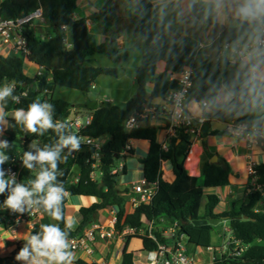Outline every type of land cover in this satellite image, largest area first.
<instances>
[{"label": "trees", "instance_id": "16d2710c", "mask_svg": "<svg viewBox=\"0 0 264 264\" xmlns=\"http://www.w3.org/2000/svg\"><path fill=\"white\" fill-rule=\"evenodd\" d=\"M81 0H1L0 21L17 20L32 13L41 7L45 20L52 29V36L46 40L41 39L34 29L27 28L24 35L28 43V54L18 53L5 57L0 54V85L5 82L15 81V95L20 96V102L15 103L10 99L5 111L10 113L17 108H25L39 98L41 102L47 101L54 105V119L66 120L73 116L72 105L65 99L56 98V90L59 87L70 88L88 95L95 81L100 76L117 77L119 69L116 67H98L91 64L94 55L104 56L112 63H126L129 61V52L122 51L111 34L103 42L97 41L88 29L87 20L100 24L105 33H111L113 26L118 22L119 16L116 8V0H106L102 8L92 13L88 19H75L74 14L79 8ZM135 0L126 8V14L131 20L132 31L139 35L143 41L141 63L136 71L137 92L135 97L126 103L125 108L111 104L110 108L103 107L97 111H89L92 122L85 126L80 135L101 139L108 137L109 140L101 147L99 152V166L93 169L95 159L94 150L89 145L81 144L80 150L67 155V159L59 163L58 180L62 181L68 196H90L100 202L91 207H83L82 225L75 231L70 232V237L81 235L85 227L91 224L93 218L101 210L113 211L117 216L116 229L122 231L125 227L140 229L144 220H161L168 222L179 221L183 232L188 236L190 244L195 249L209 248L214 242L216 227L210 224L194 225V221L207 219L208 221H229L232 235L248 249L242 257L231 261L229 257H222L215 264H264V209L256 211L257 204L261 200V193L257 186L264 187V162L254 165L256 175H253L254 184L247 187V195L244 200L237 203L233 208L222 213H216L220 198L216 195H208L205 209L200 208L201 192L198 179L188 176L186 159L191 150L192 142L188 132L178 130L169 139L167 148L157 140V129L137 126L127 132L124 124L132 116L138 120L147 119L152 113L146 110L158 109L160 105H152L145 97L149 95L148 84L153 82L154 87L151 96L166 98L176 86L171 81L170 75L180 73L185 67H191L192 86L188 99L198 101L207 89L208 80H217L223 75L218 61L213 62L211 57L204 54L199 45L191 40H185L184 46L173 44V40L167 35L160 40L153 37L160 31L155 21L147 17L141 19L138 15L129 14ZM67 27L71 37L72 48L68 49L64 43L62 28ZM224 39L219 37V43ZM29 61L44 71L35 77L26 74L25 62ZM164 62L166 69L158 74L159 62ZM26 94V95H22ZM81 109V108H80ZM85 110V109H82ZM145 116V117H143ZM246 119V118H242ZM215 119L210 118L211 122ZM228 122L240 125L239 120L228 118ZM218 133V131H213ZM22 140L21 145L16 140ZM58 138L49 130L44 136L26 133L20 126L15 125L11 119V129L8 131L9 147L5 150L10 156V161L3 167L7 169L14 165L20 170L19 180L26 183L28 179L35 178V171H29L22 166L21 157L23 152L30 150L33 142L39 146L54 143ZM141 139L150 143L148 155L138 158L144 166V178L148 185H156L157 193L149 203H143L136 207L132 213H128L126 205L130 200L129 191H120L117 188L115 173L122 154L126 151L131 140ZM260 147L264 150V139L260 140ZM67 154V151H65ZM127 156H134L132 150L126 152ZM171 164L175 173L173 183L163 180L162 162ZM78 170L77 181L73 180L74 170ZM96 172V178L92 173ZM203 186L210 189L222 188L229 185L231 168L225 161L211 163L208 159L203 166ZM256 184V185H255ZM7 193L0 195V204L6 199ZM67 196V197H68ZM64 202L66 216V205ZM257 207V208H256ZM42 212V211H41ZM10 211L0 213V226L8 227L7 214ZM42 214L47 216V214ZM51 219V218H50ZM50 223H59L63 229V222L52 220ZM40 231V225L36 224L31 234ZM129 238L127 245L131 242ZM142 250H151L157 243L147 237H140ZM123 252V264H135V252H130L128 247ZM75 264H88L85 260H74ZM0 264H6V259L0 257ZM96 264V263H94Z\"/></svg>", "mask_w": 264, "mask_h": 264}, {"label": "clouds", "instance_id": "9594fccd", "mask_svg": "<svg viewBox=\"0 0 264 264\" xmlns=\"http://www.w3.org/2000/svg\"><path fill=\"white\" fill-rule=\"evenodd\" d=\"M129 14L154 20L160 30L153 37L157 41L165 35L174 36L179 39L173 44L184 46V37L190 33L223 35L216 46L217 60L228 75L209 79L204 96L191 111L202 123L220 117L239 120L245 132L264 138V0H135ZM214 43L215 37L209 41ZM15 88V81L0 86V135L9 126L8 100L20 102ZM184 95L178 93L174 117L184 115ZM158 103L166 101L160 97ZM54 111V105L37 98L27 109L11 113L15 125L26 133L44 136L51 130L58 138L42 147L33 142L30 150L23 152V168L35 171V178L26 183L18 182L16 174L3 167L10 161L5 152L9 142L0 139V195L7 193L0 208L19 214L42 211L65 225L62 229L59 223L41 224L40 231L30 234L15 256L21 264H74L76 259L69 237L78 219L65 216L68 193L58 176L62 175L59 163L80 150L81 138L72 132L68 121L54 119Z\"/></svg>", "mask_w": 264, "mask_h": 264}, {"label": "crops", "instance_id": "0c3cea01", "mask_svg": "<svg viewBox=\"0 0 264 264\" xmlns=\"http://www.w3.org/2000/svg\"><path fill=\"white\" fill-rule=\"evenodd\" d=\"M106 0H81L79 10L80 12H75L74 18L79 19H88V17L99 10L104 6ZM117 8V6H116ZM118 11V9H117ZM119 20L113 26V31L111 33H105L103 31V27L100 24L94 23L93 21L87 20L88 29L94 35L97 41L103 42L109 35L113 34L116 37L117 45L122 51H128L129 60L134 54V52H139L142 54L144 41L143 39L132 31L131 20L128 18L127 14L119 13ZM47 31V38H43L40 35H45V33H37L38 29L37 25L34 28L35 33L43 40H46L52 36V29L49 26V23L45 20L42 22ZM66 35L68 36L69 41H71V37L69 35L68 30L66 31ZM171 40H177L179 37L169 36ZM215 37V43L209 44V41ZM219 36H216L214 32L209 31L207 35L197 33H190L188 36L184 37L185 40L194 41L197 45L201 47L203 53L210 56L213 62L218 61L217 56L218 53L216 51V46L219 45ZM0 54L8 57L11 54L9 50L4 47V45L0 44ZM140 54V56H141ZM95 61L91 57V64ZM29 64H33L27 61ZM109 62H111L109 60ZM112 63V62H111ZM129 61L126 63V65ZM141 63V60H140ZM140 65V64H139ZM138 65V67H139ZM39 67V66H38ZM102 67H110L103 66ZM136 67V71L137 68ZM39 67V71H40ZM166 69V65L164 62H159L157 66V73L160 74L164 72ZM26 70V68H25ZM120 75V71H119ZM227 72H223V76H227ZM177 77L178 73H173L170 75L171 78ZM136 77V76H135ZM134 77V81L136 84V80ZM6 83V82H5ZM2 86V85H0ZM154 87V83L151 82L148 84L149 95L151 94ZM137 92V85H136ZM135 97V96H134ZM133 98V97H132ZM131 98V99H132ZM129 99V101L131 100ZM82 101L80 104H82ZM103 102H109L106 99ZM100 102V103H103ZM128 101H126L127 103ZM110 103V102H109ZM196 100H190L188 104V108L190 113H192V109L195 108ZM157 109V112L152 115L150 118L139 120L137 126H142L143 128H155L157 129V140L159 143L163 144L165 148L169 143V139L174 136L173 132L170 130V123L168 120L169 113V105H161ZM80 108V106H79ZM77 109V108H76ZM11 113L7 117L9 121V126L4 129L2 135H0V139H4L8 141V131L11 129ZM92 114L87 111L75 112L73 113L72 118H81L84 117L86 120ZM214 121L226 122L229 124L227 129L224 130H216L213 128L212 123ZM211 122H206L199 132L195 135H189L190 140L192 142V147L190 152L188 153L186 159V169L188 172V176L197 178L198 185L201 192V200H200V208L203 212L205 209L207 196L208 195H216L220 198L219 204L216 208V213H222L233 208L237 203L241 202L245 199L247 195V187L249 184H254L253 175L250 172V168L254 165L262 164L264 162V150L259 145H253L250 147L248 142L244 138L236 137L233 133V126L230 122H228V118L220 117ZM213 131H218V133H213ZM109 140L108 137L103 138V141L107 142ZM22 140L18 138L16 143L21 145ZM130 150L134 153V156H126L120 159L118 162L119 166H123L121 170L115 172V180L117 183V188L120 191H129L130 195H133V186L136 183H141L145 181L144 178V166L140 163L138 158H145L148 155V150L150 149V143L145 140L135 139L129 142ZM216 158V161H215ZM210 159V161L214 160L213 163H221L225 161L229 164L231 168V175L229 178V185L210 189L203 186V166L204 163ZM212 163V162H211ZM162 178L167 183H173L175 180V173L170 163L162 162ZM68 201L66 205V217H76L78 219V224L75 226V230L80 228L82 225V215L80 210L83 207H91L100 201L97 198H93L90 196H68ZM1 205V204H0ZM258 206V204H257ZM257 208V207H256ZM126 209L128 213H132L134 211V207L131 203H127ZM10 210L0 208V213H4ZM115 214L110 210H101L98 214L93 218L91 224L100 223V224H108L111 219H114ZM52 222V219L45 217L40 214L36 218L31 221H19L14 213L10 211L7 214V225L8 227L0 226V245H4L0 248V257L6 259V264H21L19 261H16L15 256L23 247L27 237L31 234L32 229L36 224H48ZM225 224L224 231L222 233H217L216 239L214 235L213 244H218L221 242V236L225 233L226 229H229V221H221L220 224H217L215 227H218L221 224ZM88 224L87 226H90ZM86 226V227H87ZM85 227V228H86ZM74 230V231H75ZM85 230V229H84ZM129 238L131 242L127 245V241ZM140 237L136 236H127L124 238H119L115 241L108 242H100L95 245V253L88 255L85 251H77L74 252L77 260H85L88 264H123V252L128 247L130 252L140 253L142 251V241L139 239ZM94 248V247H93ZM137 256V255H136ZM137 261V259H136ZM75 264V263H74Z\"/></svg>", "mask_w": 264, "mask_h": 264}, {"label": "built area", "instance_id": "2783aa9c", "mask_svg": "<svg viewBox=\"0 0 264 264\" xmlns=\"http://www.w3.org/2000/svg\"><path fill=\"white\" fill-rule=\"evenodd\" d=\"M44 21L45 18L41 7L17 20H1L0 44L4 45V47L9 50L11 55L21 52L28 54V43L24 32L27 28L34 29L36 24ZM66 31L67 27H63L62 32L64 33L65 37L64 43L66 47L70 49L72 48V42L69 41ZM43 71L44 68L42 67L37 74L40 75ZM192 74V68L185 67L182 72L178 73L177 77L173 76V78L170 79L171 81L176 82L175 88L171 90L166 97L168 101L167 104L169 105V128L173 134H175L178 130H185L189 135H195L206 123H202L197 118H195L194 115L190 113L188 108V96L192 86ZM94 87L95 86L93 85V88ZM181 91L185 93L183 96L184 115L182 117H174V113L177 111L176 100L178 99V93ZM71 110L72 113L77 112L76 108H72ZM146 111L147 113H152V115H154L157 112V109L153 108ZM92 119L93 116L91 115L84 123H82V120L79 117H69L66 119V121L70 123L72 132L81 138V144L89 145L93 148V159L96 161L93 165V169L97 170L100 159L99 152L101 147H103L106 142L103 141V138L94 139L92 137H84L80 135V131L90 122H92ZM138 122L139 120L135 116H132L124 124L126 131L130 132L133 130L135 127H137ZM231 125L233 126L232 133L236 137L246 139L250 147L253 145L260 146V140L264 139L260 137H253L248 132H245L243 125L241 124L237 125L231 123ZM128 150H130L129 145L126 148V151L122 154L121 160L127 156L126 152ZM122 168V165H118V168L115 169L113 173L121 170ZM7 169H11V171L16 174L17 181L20 182V170L15 169L14 165L9 166ZM250 172L252 175H256V170L254 167L250 168ZM92 178H96V172L92 173ZM256 186L257 190L261 193V200L258 203V208L256 209V211H259L264 209V187L259 185ZM132 191L133 195L130 196L129 203H131L134 208H138L143 203H149L152 198L155 197L157 193V186L148 185L145 180L141 183L138 182L134 184ZM14 214L19 221H31L42 214V212L31 211L24 214ZM117 219L118 218L115 214L114 219L112 218L108 224H91L85 228L81 235L69 237L72 250L74 252L82 250L87 252L88 255H91L95 253V245L100 242L115 241L119 238H124L127 236L147 237L148 239L156 242L157 245L151 250L140 251L141 260L135 261V264H215L217 260L224 256L229 257L231 261H235L242 257L243 253L249 247L248 245H243L237 241L232 235L230 228L226 229L225 233L222 234L220 243L213 244L209 248L195 249L194 246L190 244L188 236L183 232L179 221L168 222L165 219L152 221L144 220L142 227L138 230L132 227H125L122 231H118L116 229Z\"/></svg>", "mask_w": 264, "mask_h": 264}, {"label": "rangeland", "instance_id": "374dc122", "mask_svg": "<svg viewBox=\"0 0 264 264\" xmlns=\"http://www.w3.org/2000/svg\"><path fill=\"white\" fill-rule=\"evenodd\" d=\"M131 4V0H116V6L119 13L126 14V8ZM80 6V4H79ZM80 12L79 8L76 10ZM38 29L36 30L37 33H45V35H40L43 38H47V31L48 28L42 22L36 24ZM141 53L134 52L132 54L129 63L118 62V63H111L109 59L104 56L94 55L92 58L95 60L92 62V65L102 67L103 66H110L116 67L120 71V75L117 77H109V76H100L94 83V88H92L88 95L83 94L80 91H76L70 88H62L59 87L56 90V98H62L67 100L71 103L73 108H77L79 114L81 112L87 110H82L79 108L82 101L89 99L91 101H96L98 103L105 101L106 99L113 105L119 106V108H125L126 101H129L132 97L136 95V84L134 81V77L136 76V67L140 64L141 60ZM26 74L29 77H35L39 72V67L35 64H29L27 61L25 62ZM82 123L86 122L84 117H81ZM78 176V170L75 169L73 172V180H76ZM225 224H221L216 227L214 235L215 239L217 233H222L224 231ZM228 236V233H227ZM137 261L141 260L140 253L136 256Z\"/></svg>", "mask_w": 264, "mask_h": 264}, {"label": "water", "instance_id": "95a60500", "mask_svg": "<svg viewBox=\"0 0 264 264\" xmlns=\"http://www.w3.org/2000/svg\"><path fill=\"white\" fill-rule=\"evenodd\" d=\"M158 98L160 97H156V101L154 102V97H152L151 95H147L145 97V100L149 101L152 105H168V101H167V98H164V100L166 101L165 104H159L158 103ZM103 107H107V108H110L111 107V104L109 102H103V103H98L96 101H91L89 99H86L81 105H80V108L81 109H85V110H91V111H97L99 108H103ZM224 124L227 125V128L229 126L228 123L226 122H220V121H214L212 123L213 125V128L216 129V130H224V129H227V128H224ZM67 151V150H66ZM215 161H216V158H215ZM214 160H212L211 162H215ZM221 220H216V221H208L207 219H202V220H197V221H194V225H204V224H210L212 226H216L217 224H220Z\"/></svg>", "mask_w": 264, "mask_h": 264}]
</instances>
